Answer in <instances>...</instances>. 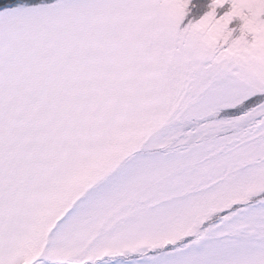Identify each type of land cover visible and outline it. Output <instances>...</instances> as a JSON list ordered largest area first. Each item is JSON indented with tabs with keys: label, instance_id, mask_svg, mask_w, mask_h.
<instances>
[{
	"label": "rangeland",
	"instance_id": "1",
	"mask_svg": "<svg viewBox=\"0 0 264 264\" xmlns=\"http://www.w3.org/2000/svg\"><path fill=\"white\" fill-rule=\"evenodd\" d=\"M194 1L0 10V264H264V0Z\"/></svg>",
	"mask_w": 264,
	"mask_h": 264
},
{
	"label": "trees",
	"instance_id": "2",
	"mask_svg": "<svg viewBox=\"0 0 264 264\" xmlns=\"http://www.w3.org/2000/svg\"><path fill=\"white\" fill-rule=\"evenodd\" d=\"M52 0H0V10L8 8V7H13V6H19V5H35V4H39V3H44V2H49ZM208 0H200L199 2H193V4H198L200 10L199 12L195 13L194 19L197 20L199 18H201L203 15H205L206 13H208L209 10H211L213 7H211L210 5L207 4ZM227 5V4H226ZM228 6V5H227ZM230 7H226L223 5L222 6H218L215 8L217 14H215L216 16H218L219 14L221 15L223 13V11H225L226 9H229ZM198 9V8H197ZM219 15V16H220ZM241 25L240 21H233L231 23V28L233 29V33L235 36H237L238 34L241 35V32L239 29V26ZM247 30V29H246ZM247 32V31H246ZM245 32V34H246ZM244 34V35H245ZM240 37V36H239ZM244 38V37H243ZM245 39V38H244ZM257 112V115L255 117L252 118H246L245 116L247 114H249V112ZM234 118L238 117L242 120L246 121L240 126L241 131H248L250 129V127H252L255 124H259L262 120V118L264 117V91L259 92L257 94L251 95L250 97L246 98L245 100H243L242 102H240L238 105L232 107V108H227V109H222L219 111V113H217L215 115V118ZM206 119H203L201 121V123L206 122ZM264 199V197H262ZM262 198H260L258 201L263 200ZM230 212H223L221 214H216L213 215L208 222L202 226V232H197L194 233L190 238H184L183 242H178L177 245L181 246V243H189L198 239H201V237H208L209 234V229L208 225L211 224V228L216 227L217 224L221 223L223 220H226L230 217Z\"/></svg>",
	"mask_w": 264,
	"mask_h": 264
}]
</instances>
